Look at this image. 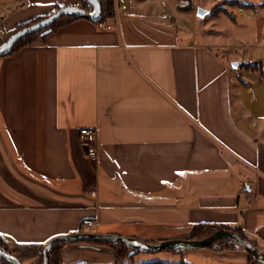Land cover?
<instances>
[{
    "label": "crops",
    "instance_id": "1",
    "mask_svg": "<svg viewBox=\"0 0 264 264\" xmlns=\"http://www.w3.org/2000/svg\"><path fill=\"white\" fill-rule=\"evenodd\" d=\"M241 1L199 29L197 0H114L109 28L76 19L0 57V239L44 245L90 219L91 232L157 242L205 223L264 252V77L236 72L264 70V0ZM69 5L80 0H0V19L7 32ZM236 6L246 24L224 29ZM94 245L66 244L63 263L252 264L241 250L118 259Z\"/></svg>",
    "mask_w": 264,
    "mask_h": 264
},
{
    "label": "water",
    "instance_id": "2",
    "mask_svg": "<svg viewBox=\"0 0 264 264\" xmlns=\"http://www.w3.org/2000/svg\"><path fill=\"white\" fill-rule=\"evenodd\" d=\"M207 13L208 10L199 8L197 14L199 17H204ZM102 16V0H87V5L84 7L71 5L60 7L47 16L35 19L33 22L21 28L14 29L13 33L0 43V57L10 54L16 44L23 38L52 26L63 17H81L98 22ZM239 65V62L233 63L234 67H238ZM195 227L193 225L180 226L178 228L194 229ZM225 240L234 243L244 256L253 258L256 262L264 264V252L258 245L234 230L217 225L209 226L208 233L201 237L176 240L165 239L157 242H148L136 237L120 236L118 234H100L89 231L58 235L44 244L42 264H51L52 251L56 244L87 243L95 247L93 243H89L90 241H94L99 243L124 244L131 252L156 253L165 250H173L176 252L210 251L209 248L211 246ZM0 262L23 264L18 257L8 252L1 245Z\"/></svg>",
    "mask_w": 264,
    "mask_h": 264
},
{
    "label": "trees",
    "instance_id": "3",
    "mask_svg": "<svg viewBox=\"0 0 264 264\" xmlns=\"http://www.w3.org/2000/svg\"><path fill=\"white\" fill-rule=\"evenodd\" d=\"M227 3L232 4V6L233 5L234 6L240 5V7H241V5L243 7L250 5V3H245L244 1H241V0H231L230 2H226L225 5ZM235 3H238V4H235ZM86 5H87V0H80L79 6L84 7ZM102 7H103V16H102L101 20L98 21L97 23L104 22L107 19L112 18L115 14L114 0H102ZM222 8H223V6H217L216 9H218V10H212L211 13L213 15H215V14L218 15L221 12V11H219V9H222ZM80 18L81 17H76V18L63 17V18H61L59 21L54 23L52 26H50V27H48L42 31L31 34V35L23 38L22 40H20L16 44V46L14 47L13 51L8 55H12V54L16 53L17 51L21 50L23 47L31 45L37 38L44 36L48 33L54 32V31L58 30L60 27L66 25L67 23L72 22L76 19H80ZM34 20L35 19H32L30 21L18 24L15 27V29L26 26L29 23L33 22ZM242 65L245 66L249 70H254V69H259L261 71L263 70L262 63H260V62L244 63ZM262 74H264V73H262ZM224 228L234 230V231L243 235V233L239 227H229L228 226V227H224ZM208 230H209L208 224L200 223V224L196 225V227L193 229L192 238L204 236L205 234L208 233ZM78 232H83V231L80 230ZM89 243L111 246L115 250V252L118 256V259H124V258L130 259V258H133L135 255L140 253V252H131V250L127 246H125L124 244L99 243V242H94V241H90ZM0 245L3 246L11 254L18 257L23 264H27V263H29V264H42V262H43V247H44V245L32 244V245H13V246H10L9 244L3 242L1 239H0ZM65 245L66 244H56L54 246L53 251H52L51 264H64L63 263V248ZM209 249L213 250L215 252L226 251V250H231V251L239 250V248L234 243H232L231 241H228V240L219 242V243L211 246ZM165 251L172 252L174 254L183 253V252H176L173 250H165ZM249 261L252 264H260V263L256 262L253 258H249ZM1 264H7V263L1 262ZM145 264H190V263H188L184 260L179 261V262L153 260V261L146 262Z\"/></svg>",
    "mask_w": 264,
    "mask_h": 264
},
{
    "label": "rangeland",
    "instance_id": "4",
    "mask_svg": "<svg viewBox=\"0 0 264 264\" xmlns=\"http://www.w3.org/2000/svg\"><path fill=\"white\" fill-rule=\"evenodd\" d=\"M208 1V0H207ZM220 1V0H219ZM197 4V7L198 8H203L205 10H213L216 6H224L225 3L223 4H220L219 2H213L212 4V9L210 8L209 5L206 4L205 0H197L196 2ZM226 6V5H225ZM232 11L234 12V16L237 17V25L234 24V22L232 21L231 17L225 15L224 13L222 14V19H221V23L224 24V29H226V24L229 23L230 26H231V29L232 30H236L239 28V26H241V24H246V19L243 18V15L241 12H239V8L236 6L232 9ZM245 15V13H243ZM34 19H39L38 17L34 18ZM216 22V20L214 19V15L210 12L206 17H198V28L201 29V28H205V27H209V26H212L214 23ZM248 24L251 26L252 23L248 22ZM15 29V28H14ZM4 23L2 22V20L0 19V43L5 39L7 38L9 35H11V33H13V29L10 30V31H4ZM241 55H243L244 53V50L243 49H240L238 50ZM256 53V52H255ZM258 59L259 57L261 56H254L253 59ZM264 57V55H263ZM245 59H248L247 57H245ZM262 63V62H261ZM236 72L239 73V77L246 80V81H249L250 83L253 82L254 85H256V82L259 80V78L261 76L264 77V70H259V69H254V70H248L245 66H241ZM262 122H264V120H262ZM87 231L91 232L92 230L91 229H87ZM192 235H193V230L191 231H181L179 233H176V234H171L169 235L167 239L169 240H176V239H187V238H192ZM72 245H74L75 243H71ZM162 252V251H161ZM190 252H195V254H203L201 252H204V251H190ZM188 254L187 252L186 253H181V255H186ZM206 254V253H204ZM29 264V263H27Z\"/></svg>",
    "mask_w": 264,
    "mask_h": 264
},
{
    "label": "built area",
    "instance_id": "5",
    "mask_svg": "<svg viewBox=\"0 0 264 264\" xmlns=\"http://www.w3.org/2000/svg\"><path fill=\"white\" fill-rule=\"evenodd\" d=\"M102 29L109 28L108 26L104 25L103 23L100 24ZM80 138L83 144L86 146L87 154L89 159L96 164L98 161V145H97V131L94 128H82L80 130ZM95 225V222L90 219H85L82 221L83 229H92Z\"/></svg>",
    "mask_w": 264,
    "mask_h": 264
},
{
    "label": "flooded vegetation",
    "instance_id": "6",
    "mask_svg": "<svg viewBox=\"0 0 264 264\" xmlns=\"http://www.w3.org/2000/svg\"><path fill=\"white\" fill-rule=\"evenodd\" d=\"M0 264H1V262H0Z\"/></svg>",
    "mask_w": 264,
    "mask_h": 264
}]
</instances>
